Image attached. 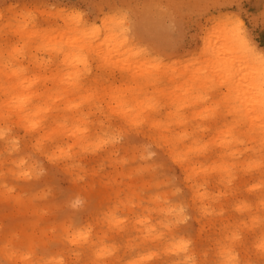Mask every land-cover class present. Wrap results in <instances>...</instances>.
Here are the masks:
<instances>
[{
    "label": "snow or ice",
    "instance_id": "obj_1",
    "mask_svg": "<svg viewBox=\"0 0 264 264\" xmlns=\"http://www.w3.org/2000/svg\"><path fill=\"white\" fill-rule=\"evenodd\" d=\"M220 6L230 10L213 22L225 43L200 54L209 55L208 66L171 98L153 95L133 109L116 104L101 128L89 107H102L109 96L115 104L122 96L119 89L109 91V73L123 65L160 80L171 74L166 61L173 56L188 57L193 67L200 56L176 47L130 48L134 42L125 37L132 32L134 5L126 0L51 5L71 26L67 40L42 26L48 4L26 6L33 11L23 13L26 22L16 36L5 28L0 213L7 217L10 206L43 202L62 225L52 229L54 240L44 233L0 231V264H264V0L257 11L249 10L247 0ZM101 9L109 15L97 24L90 18ZM116 25L115 38L127 56L111 45L95 53ZM224 49L232 54L230 64ZM36 94L43 102L34 110ZM188 143L192 147L184 151ZM93 155L103 161L84 162ZM193 157L199 165L186 167ZM68 165L76 187L67 183ZM209 219L214 231L206 242ZM120 252L125 255L116 259Z\"/></svg>",
    "mask_w": 264,
    "mask_h": 264
},
{
    "label": "rangeland",
    "instance_id": "obj_2",
    "mask_svg": "<svg viewBox=\"0 0 264 264\" xmlns=\"http://www.w3.org/2000/svg\"><path fill=\"white\" fill-rule=\"evenodd\" d=\"M126 2L134 5L132 9V32L125 37L127 40L134 42L130 44V47L136 48L139 46L154 51H166L169 47H176L178 51L182 48L183 52L191 53L193 56H200L201 52H204L203 50L201 51V45H203L202 40H204L209 33L212 35L215 32L212 35L213 37L210 36V38L213 39L212 42L217 41L220 32L213 22L219 17L226 18L230 14V10L226 6L217 7V5H225L227 0H126ZM247 2L250 5L249 10H259L260 0H247ZM63 3L64 0H0V34L4 32L5 28H8L13 36H16L18 29L26 22L23 13L26 11H33L32 8L26 6L48 4L49 8L47 12L49 13V20H45L42 26L51 31L53 38L60 39L63 37L67 40L69 38V32L65 31L67 30L66 26L69 24H66L63 19L57 14L52 13L51 10V5H62ZM13 5H18L19 10L12 9ZM58 10L59 8H57V13L59 12ZM40 12L44 13L45 9H40ZM105 15H109L107 9L97 10L96 15L92 16L90 19L97 24H101L104 22ZM114 33H116L115 29L109 35ZM17 38L19 37L17 36ZM101 42L102 40L98 41L96 45ZM45 58V56H41V59ZM206 58L207 55L200 56V63L196 64L195 67L191 65L189 58L184 55L173 56L171 60L166 61V63L178 60L179 63L177 67L189 64V68L192 72L198 67H204L206 64L203 63V61ZM90 63H92V61H90ZM139 63L143 64L145 61H139ZM135 65L133 67H135ZM99 66L98 61L93 64L94 68H99ZM191 72L186 76L176 77L173 84L169 87L175 90L177 87L183 86L185 80H190L189 76ZM130 74L132 73L126 72L120 75L118 71L109 73L106 77V79H108L107 86L134 87L135 83L140 81L133 79ZM167 86V80L159 81L152 91L141 94L139 98L144 99L152 94L157 95V91ZM1 102L2 101H0V103ZM109 110L110 108H107V106L103 104V107L98 111V119L91 115L94 118L93 122L97 128L103 127L104 122L108 120ZM169 111H171V109H169ZM169 111L163 112L164 118L168 117ZM157 117L159 118V114H157ZM64 139L65 141H70V139L66 137ZM188 146H192V144H184L183 150L187 151L189 149ZM93 161L98 165L103 161V157L93 155L88 157L84 162L92 165ZM200 162L198 157H193L190 165L192 167H197ZM67 167L69 169L66 172L68 177L67 183L76 187L72 179L71 165ZM105 175H107V173H105ZM87 179L89 184L93 182L92 177H87ZM258 202L257 200V203ZM2 207L3 199L0 198V208ZM193 223L196 222L194 221ZM61 225L62 220L58 216L56 210L50 208L47 203L43 202L10 206L9 215L7 217L0 213V231L7 229L17 230L21 233H44L47 234L49 240H54L58 237L52 235V229L61 227ZM197 227H199L198 224ZM207 229L208 231L205 234L206 242L214 231L211 219L207 222ZM101 234L102 227L97 230V235ZM124 255V252H120L116 259H120Z\"/></svg>",
    "mask_w": 264,
    "mask_h": 264
},
{
    "label": "bare ground",
    "instance_id": "obj_3",
    "mask_svg": "<svg viewBox=\"0 0 264 264\" xmlns=\"http://www.w3.org/2000/svg\"><path fill=\"white\" fill-rule=\"evenodd\" d=\"M58 11H60V9ZM103 23L104 22H102L101 24H103ZM66 28H67V30L65 32H70L71 31V26L70 25H67ZM118 28H119V25H116L114 27V29L116 30V33H114L112 35H108L107 42H105V38L103 36L101 37L102 42L100 44H98V45H95V53H106L108 51L110 45H111V47L113 48L114 51L119 49V40L115 38ZM208 33H207V35H208ZM212 35H210V33H209V35L207 37L204 36L206 38L204 40H202V42H203V45H201L202 49L200 47L201 51L202 50L204 52L206 51L209 55L211 54L213 49H220L222 47V45L225 43L224 36L221 33L219 34L216 42H212L213 39L210 38V36H212ZM130 48H133V47H130ZM128 51H129L128 49H119L120 56H127ZM224 52H225V59L230 64L232 62V54L227 49H224ZM95 53H94V55H95ZM209 55H207V58L203 61V63H205L206 65L204 67H198L196 70H194L192 72H191V70L189 68V64H184L181 67H177V65L179 63L178 60H173V61L169 62V64L172 65L171 74L167 75L164 78H161L160 80H155V79H149L147 77H142L141 75L133 72L130 75L133 77V79H135L136 81H140V82L135 83L134 87H127V86L111 87V85L107 86L109 91H111L112 89H119L121 91V93H122V96H121V99L116 101L115 104L109 102L111 100V96H109L108 100H105L103 102V104H105V106H107V108H110V110H109L110 112H108L109 114L110 113L111 114H115L116 104H126L128 109H133V108L137 107L140 103H142L148 97L153 96V94L151 92L152 95L147 96L144 99H140L139 96L141 94H144L146 92L152 91L155 88V86L157 85V82L165 81V80H167V85L168 86L163 88V89H161V90H159V91H157V93H158L157 95L159 96L161 94H165L166 97L171 98L173 96V94H174V90L171 89V87H169V86H171V84H173L175 78L176 77H181V76H186L189 72H191L190 73L191 75L189 76V79L191 80L195 74L200 73L201 71H203V69L205 67L208 66ZM62 59H63V57H62ZM136 62L137 61H135V60L131 61L133 66L135 65ZM237 67H241V65L237 64ZM245 70L246 71H251L250 68H246ZM117 71H118V73L120 75H122L123 73L128 72L124 68L123 65H121V68L119 70H117ZM242 75H244L243 72H241V76ZM236 85H238L241 89H243L244 83L240 80V77H237ZM177 88H179V87H177ZM225 91H227V89H225ZM33 100H34V103L32 104V108L34 110L35 109H39L41 103L43 102V99H42L41 95L40 94L34 95L33 96ZM166 102H169V101L166 100ZM100 109H101V107L97 108L95 105H93V106L89 107L88 111L90 112V114L94 118L98 119V111ZM168 115H169V113H168ZM66 138L70 139L69 137H66ZM188 147L190 148L192 146H188ZM190 164H191V162H190ZM190 164L186 165V167L195 168V167H192Z\"/></svg>",
    "mask_w": 264,
    "mask_h": 264
}]
</instances>
